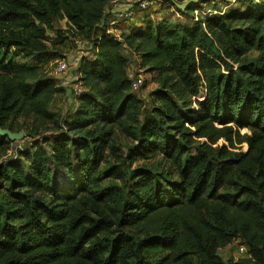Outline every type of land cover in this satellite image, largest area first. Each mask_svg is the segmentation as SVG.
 Segmentation results:
<instances>
[{"label":"trees","instance_id":"1","mask_svg":"<svg viewBox=\"0 0 264 264\" xmlns=\"http://www.w3.org/2000/svg\"><path fill=\"white\" fill-rule=\"evenodd\" d=\"M113 1L0 0V130L18 133L23 117L52 121L48 106L65 90L41 62L52 56L47 32L56 22L86 32L94 50L76 67L87 91L49 155L27 151L26 168L0 166V191L9 193L0 264H226L218 251L237 241L248 255L229 264H264V4L194 24L147 16L123 40L107 33ZM125 45L161 86L130 158L162 148L178 180L137 171L115 195L102 189L101 166L108 150L117 153V126L141 103ZM8 139L0 134V146Z\"/></svg>","mask_w":264,"mask_h":264},{"label":"rangeland","instance_id":"2","mask_svg":"<svg viewBox=\"0 0 264 264\" xmlns=\"http://www.w3.org/2000/svg\"><path fill=\"white\" fill-rule=\"evenodd\" d=\"M151 6L145 10L140 11L135 7L134 20L126 19L120 21L119 24L111 26L108 20L111 17L109 14L113 10L114 4L110 3L107 9V25L113 27L114 35L119 39H125L128 35L127 29L135 28L136 23H143L144 19L149 16L155 22L168 21L171 24L178 23H197L198 20L208 18L212 15L224 14L232 9L246 10L250 6L264 4V0H199L193 4L186 11H181L177 7L175 0H151ZM58 31H61L60 35ZM47 35L50 37L48 46L52 52V56L41 62L45 71L52 76L53 69L60 62L68 64V70L60 77H54L58 82L60 89L67 90L55 95L53 101L48 106V112L52 115V121L46 125H39L35 123L33 118L23 117L17 123L16 132H22L24 138L15 142L10 139L5 140V144L0 146V166L1 165H20L26 168L27 160L25 153L27 151H36L42 149L45 153H50V147L54 142V137L65 131L63 129L65 121L68 120L78 108L80 95L87 91L83 82L79 79L77 73V66L80 60L84 57L90 58L94 52L91 39L87 37L86 32L75 30L70 27L66 20H60L54 24L53 30H48ZM63 39L62 42L56 41ZM16 61L33 64V59H25L23 55L12 51ZM124 55L129 62L130 74L134 76H142L145 83L143 87L133 94L141 101L138 110L127 115L121 125H118L115 130V135L112 140V145L117 149V153H112L108 150L106 154V161L101 166L102 171V189H110L115 195L122 194L129 191L133 184V177L137 171L149 172L162 183L175 182L178 180V175L175 168L172 166L166 152L162 148H156L152 156L147 160L133 161L130 155L136 152L139 146L137 138L138 130L141 128L146 115L153 117L151 109H147L153 102V92L159 89L160 76L158 72H149L148 69L142 68V58L133 52L128 45L124 46ZM257 55L247 57L253 59ZM201 99V97H200ZM147 112V113H146ZM133 131L130 132L129 129ZM243 134L246 131H242ZM224 141H220V144ZM49 145V150L47 149ZM196 147V146H194ZM247 145H242V150L246 151ZM163 150V151H162ZM189 155H195V150L191 148ZM111 170V172H110ZM115 170L120 172V176L112 175ZM109 172L110 174H107ZM9 199L8 188L0 191V205H4ZM118 200V197L117 199ZM118 206L112 203L111 207L114 209ZM223 261L226 264L239 262L245 260L243 255L239 252V244L233 242L227 247L221 248L218 251ZM131 264V262H130ZM192 264H197L195 261Z\"/></svg>","mask_w":264,"mask_h":264},{"label":"built area","instance_id":"3","mask_svg":"<svg viewBox=\"0 0 264 264\" xmlns=\"http://www.w3.org/2000/svg\"><path fill=\"white\" fill-rule=\"evenodd\" d=\"M151 0H114L112 4H114V8L112 11L109 12L111 14V17H107L108 20H111L109 24L111 26H115L120 23L122 20L131 19L133 20V17L135 15V7H138L140 11H145L151 6ZM108 13V12H107ZM113 27H110L107 30V33L110 35H113L114 37H117L114 35ZM118 38V37H117ZM77 66V65H75ZM68 64L65 62H60L56 65V67L53 69L52 76L54 77H60L66 73L68 70ZM129 78L132 82V90L138 91L142 88L144 84V79L142 76H134L132 74H129ZM239 244V252L243 256L248 255V248L246 245L242 244L240 241H237Z\"/></svg>","mask_w":264,"mask_h":264},{"label":"water","instance_id":"4","mask_svg":"<svg viewBox=\"0 0 264 264\" xmlns=\"http://www.w3.org/2000/svg\"><path fill=\"white\" fill-rule=\"evenodd\" d=\"M199 2V0H187L185 1L184 3L182 4H177V7L180 9V10H186V8L193 4V3H197ZM0 134L4 137H8L12 142H15V141H18V140H21L24 138V134L22 132L20 133H12L8 130H0Z\"/></svg>","mask_w":264,"mask_h":264},{"label":"crops","instance_id":"5","mask_svg":"<svg viewBox=\"0 0 264 264\" xmlns=\"http://www.w3.org/2000/svg\"><path fill=\"white\" fill-rule=\"evenodd\" d=\"M60 86H62V85H60Z\"/></svg>","mask_w":264,"mask_h":264}]
</instances>
